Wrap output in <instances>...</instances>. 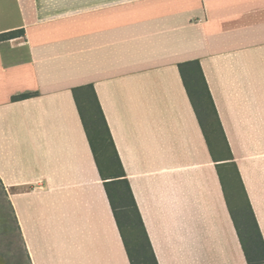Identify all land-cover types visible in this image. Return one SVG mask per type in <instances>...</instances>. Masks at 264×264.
Segmentation results:
<instances>
[{
    "label": "crops",
    "instance_id": "obj_1",
    "mask_svg": "<svg viewBox=\"0 0 264 264\" xmlns=\"http://www.w3.org/2000/svg\"><path fill=\"white\" fill-rule=\"evenodd\" d=\"M21 29L0 39V180L31 264H131L88 84L158 263L249 264L179 64L200 61L264 238V0H0V34Z\"/></svg>",
    "mask_w": 264,
    "mask_h": 264
},
{
    "label": "trees",
    "instance_id": "obj_2",
    "mask_svg": "<svg viewBox=\"0 0 264 264\" xmlns=\"http://www.w3.org/2000/svg\"><path fill=\"white\" fill-rule=\"evenodd\" d=\"M24 34V29L9 31L0 34V39H10ZM179 67L211 152L214 154V146L201 117V112L198 109V100L205 106L211 132L216 135V138L222 140L227 150L228 157L222 160H232L239 185V191L237 192L243 199L242 202L239 201L237 207L233 206L229 200L228 204L248 263L264 264V238L262 231L238 167L233 161L234 157L200 61H187L180 63ZM73 92L100 174L104 180L106 191L123 236L130 262L131 264H159L94 86L88 84L74 87ZM29 96H31L29 93H25L14 97V99H23ZM93 119L95 121L94 125L90 121ZM97 145L101 146V153ZM215 160L220 161V159ZM221 178L224 183L223 177ZM114 184L115 186H113ZM226 198L228 199L227 193ZM239 218H242V221H240ZM16 223L19 226L17 220ZM125 226L130 227L132 230V240L126 237ZM26 257L31 264L27 249Z\"/></svg>",
    "mask_w": 264,
    "mask_h": 264
},
{
    "label": "rangeland",
    "instance_id": "obj_3",
    "mask_svg": "<svg viewBox=\"0 0 264 264\" xmlns=\"http://www.w3.org/2000/svg\"><path fill=\"white\" fill-rule=\"evenodd\" d=\"M197 106L201 112V117L205 123L206 129L209 133V137L214 146V156L216 159H220L218 162L220 175L223 177L225 183L226 193L228 195L229 202L237 207L239 201L242 202V196L238 195L239 185L237 177L234 172L232 160H222L228 157L227 150L223 145L221 139L216 138V135L211 132L209 126L208 115L205 112V106L198 100ZM94 125V119L90 120ZM98 150L101 153V146L97 145ZM115 186V184L113 185ZM242 221V218H239ZM124 223L125 220L123 219ZM125 225V224H124ZM125 234L128 239L132 240V230L130 227H124ZM0 264H30L26 257V249L24 240L21 236L19 226L16 223V219L12 210V206L6 196L5 189L0 182Z\"/></svg>",
    "mask_w": 264,
    "mask_h": 264
}]
</instances>
